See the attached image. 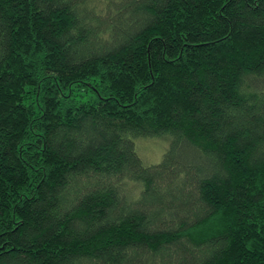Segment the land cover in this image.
Returning a JSON list of instances; mask_svg holds the SVG:
<instances>
[{"label":"trees","instance_id":"obj_1","mask_svg":"<svg viewBox=\"0 0 264 264\" xmlns=\"http://www.w3.org/2000/svg\"><path fill=\"white\" fill-rule=\"evenodd\" d=\"M0 264H264V0H0Z\"/></svg>","mask_w":264,"mask_h":264},{"label":"rangeland","instance_id":"obj_2","mask_svg":"<svg viewBox=\"0 0 264 264\" xmlns=\"http://www.w3.org/2000/svg\"><path fill=\"white\" fill-rule=\"evenodd\" d=\"M137 151L147 165L159 163L169 147V141L163 137L147 138L136 141Z\"/></svg>","mask_w":264,"mask_h":264}]
</instances>
